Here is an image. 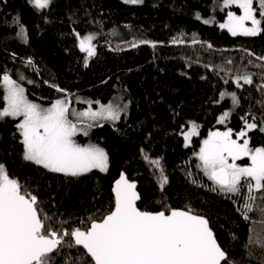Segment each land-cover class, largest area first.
Segmentation results:
<instances>
[{
  "label": "trees",
  "instance_id": "obj_1",
  "mask_svg": "<svg viewBox=\"0 0 264 264\" xmlns=\"http://www.w3.org/2000/svg\"><path fill=\"white\" fill-rule=\"evenodd\" d=\"M221 1L143 0L141 4H126L123 0H52L49 8L36 11L27 0H0V77L7 71L25 86L30 100L46 104L65 95L94 103H129L118 121H104L85 137L106 149L108 170L94 169L75 177L24 161L16 129L19 119L0 120V163L38 197L40 207L54 217L53 227H59L57 221L61 220L67 221L63 227L68 229L86 228L90 218L101 220L114 207L112 185L123 171L139 184L141 210L161 211L164 204L180 209L191 206L208 219L229 258L237 264H260L264 248L255 244L245 248L249 229H253L254 238L261 231L259 213H251L245 221L236 211L242 199L212 192V182L196 167L199 161L194 155L210 129L229 125L237 132L243 127L240 118L246 114L249 122L252 116L257 117L258 127L249 131L250 144L264 147V132L259 130L264 127L260 119L264 108L257 103L264 101V93L255 87L261 78L257 75L253 85L239 88L232 78L244 70L248 59L264 63L256 59L264 56V32L232 36L216 22L205 24L196 18L197 13L224 17L226 9ZM16 17L20 23H14ZM20 24L26 28V43L17 36ZM75 32L100 33L94 41L97 54L87 66V54L80 51ZM174 37L185 43H172ZM134 38L157 42V46L131 48L125 42ZM193 38L202 43L192 45ZM118 48L121 50H115ZM29 58L31 64L27 63ZM228 59L233 63L227 64ZM248 70L259 72L251 65ZM21 74L24 80H20ZM221 92H235L240 100L225 124L218 123V117L233 104L230 96L221 99ZM2 97L0 85V109L5 106ZM190 121L199 125V134L186 147L181 133ZM141 148L152 159L162 158L168 177L163 191L159 174L143 159ZM82 253L80 247L62 248L59 255L53 254L54 264H65L66 258L68 264H74Z\"/></svg>",
  "mask_w": 264,
  "mask_h": 264
},
{
  "label": "snow or ice",
  "instance_id": "obj_2",
  "mask_svg": "<svg viewBox=\"0 0 264 264\" xmlns=\"http://www.w3.org/2000/svg\"><path fill=\"white\" fill-rule=\"evenodd\" d=\"M123 2L141 4L143 0ZM27 3L40 11L49 8L52 0H27ZM230 5H236L241 14L229 11L226 21L219 25L220 28L227 29L232 36H257L264 32V0H223L224 7ZM196 18L200 19L199 13ZM203 22L210 23L207 19ZM14 23H20L19 17L14 19ZM74 34L80 51L87 53V66L88 60L97 54V44L94 41L100 33ZM17 36L27 42L23 24H20ZM125 43L131 48L141 44H148L153 48L157 46V42L146 39L134 38ZM172 43L183 44L185 41L174 37ZM200 43L202 42L196 38L191 40L192 45ZM207 47L212 49L213 46L208 43ZM248 55L255 54L248 52ZM256 59L264 61V56ZM27 63H32L31 58ZM226 63L232 64L233 60L228 59ZM248 65L259 69V72L249 71ZM257 75L262 82L255 87L264 93V63L256 64L248 59L244 70L232 78L239 88L253 85ZM24 79L21 74L20 80ZM227 82L226 80L225 83ZM0 85L3 86L2 98L5 102V106L0 109V120L5 117L21 118L16 129L21 137L24 161L42 166L53 173L73 177L93 169L107 171V151L98 144H80L75 137L77 133L87 136L91 128L101 127L99 121H118L121 113L126 112L127 104L110 101L108 104H100L94 110L89 101V107L78 111L70 106V95H65L44 107L29 100L23 85L7 71L0 77ZM52 87L60 92L66 91L56 85ZM225 96L231 97L233 111L239 107L240 100L235 92L220 93L221 99ZM257 103L264 108V101ZM230 115V111L223 112L218 123H225ZM248 115L240 118L243 127L238 132H234L231 127L225 131H210L194 155L199 161L196 167L212 182V192L224 194L228 199H233V196L242 199L244 202L236 211L245 221L250 220L251 213H259L261 231L254 238L251 235L253 229H249V243L245 248L251 244L264 248V147L250 146L248 132L258 125L255 122L257 117L252 116L249 122ZM260 119L264 124V114ZM189 125L188 131L181 133L186 147L191 138L199 134V125L195 121H190ZM259 130L264 132V127ZM140 152L143 159L159 171L158 184L163 191L168 177L161 164L162 158H150L143 148ZM244 157L250 163L242 166L237 161ZM191 175L189 172L188 176ZM192 182L196 183L195 180ZM136 187V182L130 181L121 172L113 187L114 207L101 220L90 218L86 228L71 229L63 227L67 221L61 220L57 221L59 227H53L51 221L54 217L44 212L38 197L17 178L11 177L5 165L0 163V264H54L53 254L59 255L65 247H82L83 253L76 258L74 264H237L218 243L206 217L197 214L191 206L180 209L165 205V210L156 212L141 210L137 206L141 197ZM236 202L233 200V203ZM248 255H252L251 250ZM65 264H68L67 258ZM260 264H264V258Z\"/></svg>",
  "mask_w": 264,
  "mask_h": 264
},
{
  "label": "rangeland",
  "instance_id": "obj_3",
  "mask_svg": "<svg viewBox=\"0 0 264 264\" xmlns=\"http://www.w3.org/2000/svg\"><path fill=\"white\" fill-rule=\"evenodd\" d=\"M221 3H222V5H221V7L222 8H225L226 9V14L224 15V17H219L217 14H211V15H208V16H201L200 15V18L202 19V21H204L205 19H207V20H209L210 21V23H217L218 25H220L221 23H224L225 21H226V19H227V13L229 12V11H231V12H235L237 15H240L241 14V11L240 10H237V9H232L231 7H237L236 5H230V6H228V7H224L223 6V0L221 1ZM255 6V5H254ZM231 8V9H230ZM83 35H85V34H83ZM241 36H243V35H241ZM95 43V42H94ZM87 54V53H86ZM23 87L25 88V86L23 85ZM25 94L27 95V92H26V89H25ZM29 99V98H28ZM70 99H71V107L72 108H74V109H76V110H78V111H82V110H84V109H86L87 107H89V104H88V102L90 101V102H92V104H91V106H92V108L95 110V109H98L99 107H100V104H108L109 102H107V103H99V104H97V103H94L91 99H83V100H80V99H78V98H73V97H70ZM30 100V99H29ZM56 100V99H55ZM54 100V101H55ZM32 101V100H31ZM33 102H36V103H39V104H41L42 106H44V107H48V106H50V104L52 103V102H50V103H44V102H41V101H37V100H33ZM113 102H115V103H119V104H121V105H123V104H127L128 105V107H129V103H128V101H126V100H117V101H113ZM83 103H85V104H83ZM128 107H127V110H128ZM233 107V106H232ZM233 108H228L227 110H225V111H230V112H232L233 110H232ZM127 110H126V112H127ZM224 111V112H225ZM126 112H122L121 113V117L124 115V113H126ZM223 113H221L220 115H219V117L222 115ZM218 117V118H219ZM15 119H21L20 117H17V118H15ZM19 120H18V122H19ZM227 121V120H226ZM225 121V122H226ZM102 122H104V120H102V121H99L98 123H102ZM225 124V123H224ZM230 126L229 125H226V126H224V127H216V128H213V129H210L209 130V132L210 131H215V130H220V131H225L227 128H229ZM190 128V125H188V127L185 129V131H188V129ZM90 131V130H89ZM238 131H240V129L238 130ZM237 131V132H238ZM208 132V133H209ZM235 132V131H234ZM89 133V132H88ZM207 136H208V134L205 136V137H203V139H205V138H207ZM86 136L85 135H83V133H77V135H76V137H75V139L77 140V142L78 143H80V144H88V143H93V144H97V143H95V142H93V141H87L86 140V138H85ZM233 138H235V136H233ZM248 138H249V140H250V134H249V132H248ZM192 139V138H191ZM202 139V140H203ZM202 142V141H201ZM242 142V141H241ZM98 145H100V144H98ZM101 147H103L102 145H100ZM250 146L251 147H253L251 144H250ZM200 147H201V145H200ZM200 147H199V149H200ZM261 147V146H260ZM104 148V147H103ZM105 149V148H104ZM199 149H198V151H199ZM106 150V149H105ZM197 151V152H198ZM148 163V162H147ZM237 163L238 164H241L242 166L243 165H246V164H248V163H250V161L248 160V158L247 157H244V158H242L241 160H238L237 161ZM149 164V163H148ZM149 166H150V168H152L153 170L152 171H154V173H158L159 174V171L157 170V169H155L153 166H151L150 164H149ZM108 167H109V165H108ZM94 170V169H93ZM99 170V169H98ZM108 170V169H107ZM92 171V170H91ZM162 209L161 210H165V204L164 205H162V207H161Z\"/></svg>",
  "mask_w": 264,
  "mask_h": 264
},
{
  "label": "water",
  "instance_id": "obj_4",
  "mask_svg": "<svg viewBox=\"0 0 264 264\" xmlns=\"http://www.w3.org/2000/svg\"><path fill=\"white\" fill-rule=\"evenodd\" d=\"M89 61L90 60H88V63H89ZM88 63H87V65H88ZM67 92L68 91H65L64 93L65 94H67ZM123 172V171H122ZM123 173H125V172H123ZM126 174V173H125ZM127 176V175H126ZM120 178V175L118 176V178L116 179V180H118ZM127 178L130 180V181H135V180H131L128 176H127ZM115 180V181H116ZM115 181L113 182V185H112V191H113V187H114V185H115ZM136 182V185H137V187H136V191L139 193V195H140V192H139V190H138V186H139V184H138V182L137 181H135ZM113 195H114V193H113ZM140 197H141V195H140ZM140 201H141V199L137 202V206H138V204L140 203ZM152 212V211H151ZM156 212V211H155ZM99 221V220H98ZM209 226H210V223H209ZM218 241V240H217ZM219 243V242H218ZM220 244V243H219ZM221 246V245H220ZM222 247V246H221ZM80 248H82V247H80ZM223 248V247H222ZM223 263V262H222Z\"/></svg>",
  "mask_w": 264,
  "mask_h": 264
},
{
  "label": "crops",
  "instance_id": "obj_5",
  "mask_svg": "<svg viewBox=\"0 0 264 264\" xmlns=\"http://www.w3.org/2000/svg\"><path fill=\"white\" fill-rule=\"evenodd\" d=\"M28 97V95H26Z\"/></svg>",
  "mask_w": 264,
  "mask_h": 264
},
{
  "label": "bare ground",
  "instance_id": "obj_6",
  "mask_svg": "<svg viewBox=\"0 0 264 264\" xmlns=\"http://www.w3.org/2000/svg\"><path fill=\"white\" fill-rule=\"evenodd\" d=\"M153 212V211H152Z\"/></svg>",
  "mask_w": 264,
  "mask_h": 264
}]
</instances>
